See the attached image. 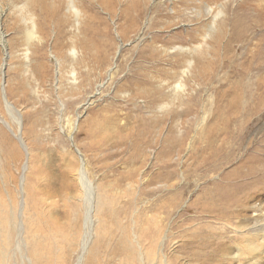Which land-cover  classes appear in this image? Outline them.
Wrapping results in <instances>:
<instances>
[{"label":"rangeland","instance_id":"obj_1","mask_svg":"<svg viewBox=\"0 0 264 264\" xmlns=\"http://www.w3.org/2000/svg\"><path fill=\"white\" fill-rule=\"evenodd\" d=\"M172 1L150 0L148 11L153 10L155 16L157 7L155 11L170 14L176 10ZM111 2L119 10V0H102L95 5L101 18L96 23L99 33L89 37L92 46L80 47L76 39L81 35L80 25L74 24L65 1L61 4L65 16L54 19L50 14L58 6L56 0H0V211L8 216L23 195L26 197V234L35 232L37 242L44 246L32 264H88L89 248L94 250L95 264H122L120 225L130 226L136 219L147 224V234L155 229L150 215L167 232L164 252L173 258L172 264H264V245L259 252L233 255L236 243L241 242L239 236H243L240 231L254 223L264 225V188L237 192L232 205L224 210L220 204L226 189L216 186L224 175L220 171L202 172V158L209 150L200 149L197 142L190 147L194 136L202 135V128L209 133L217 128L221 120L207 115H212L214 106H227V91L237 85L243 69L247 78L242 92L253 104L247 106L244 117L236 113L239 121L245 118L244 138L225 170L235 168L244 151L254 157L241 170H251L254 159L264 160V151L256 153L264 149V0H191L169 20L168 30L146 31L147 14L138 33L126 37L118 29L117 18L103 10ZM206 4L213 12L223 10L211 32V16L203 9ZM249 15V30L239 32L226 50L223 46L235 30L231 20L233 24L244 17L249 21ZM222 19L224 26L228 23L226 36L223 46L218 43L216 47L212 39ZM32 26L36 32L33 37ZM188 29L192 31L190 38L173 45L186 50L162 51L153 59V55L141 53L153 35L161 33L169 40L175 32L184 35ZM205 34L211 39H203ZM74 45L79 52L73 58L69 50ZM194 50L208 51L207 61L200 66L203 79L196 74L191 80L185 78V92L172 103L171 87L180 78L178 74L170 84L150 89L144 94L145 103L138 104L142 103L141 95L127 75L148 76L157 67L171 80L166 67L184 52ZM206 63L213 68H207ZM218 93L224 95L221 103L217 102ZM191 101L198 104L193 124L190 117L179 113ZM157 102H163L165 108H155ZM173 112L189 133L182 152L168 154L169 162L179 161L170 167L175 171L168 177L156 173L153 155L162 147L168 150L175 140L176 130L170 131ZM239 121L229 120L228 128L236 132ZM140 165L142 176L154 178L152 181L136 182ZM89 178L93 184L88 188ZM92 190L101 196L97 223L92 216L85 222L83 200L90 198ZM83 241L86 251L82 257ZM140 242L147 247L148 241ZM12 245L7 253L10 264L33 260L29 251V260L21 261L19 254L10 250Z\"/></svg>","mask_w":264,"mask_h":264},{"label":"bare ground","instance_id":"obj_2","mask_svg":"<svg viewBox=\"0 0 264 264\" xmlns=\"http://www.w3.org/2000/svg\"><path fill=\"white\" fill-rule=\"evenodd\" d=\"M64 1H65V9L73 18L74 24L80 25L79 33L81 35L80 36L78 34L76 35L78 44L80 45V47L92 46L90 38L97 36L96 33L98 34L99 30H97L96 23L101 22V18L96 14L94 7L96 4L101 3L102 0H56L58 6L55 9H53L50 14L52 18L55 19V16H56L57 18L60 19V16L64 15L61 12V4H63ZM149 1L150 0H124L122 3H120L121 1L119 0V2H117V4L120 3L119 5H121L119 10H117V8L116 9L113 8V5L115 2L114 3L111 2L110 6L103 8V10L105 13L107 12L108 14L115 16L117 18V21L119 23L118 29L119 31L122 32L121 34L126 37L128 33L130 34L138 33L139 29H141L140 24L142 22V19L147 14H148V17L146 20V24L144 25L146 31H152L153 29H157L158 30L157 32L168 30L169 27L171 26V24L169 23V20L173 19L174 17L178 15L177 11H179V8H181V10L183 8H186L187 7L186 2L190 3L191 0H184L182 4H181L182 0H173L172 5L174 6L176 10L166 15L160 10L155 11L156 9H158L156 7L154 9L155 16L153 15V10L150 9V11H148L147 2ZM202 1L203 0H200V2ZM163 3L165 4V1ZM152 8L154 7L152 6ZM203 9L206 12V14H210L211 16L212 23L208 26V30L211 32L213 31L215 24L217 23L216 22L217 18L223 15V10L216 8L215 11L213 12L211 11L212 10L211 7L207 4L203 7ZM235 9H238V8H235ZM151 11H152V14H151ZM235 12L238 13V10L234 11L233 13ZM164 16L166 17L168 21L165 20ZM154 18L155 20L153 21ZM233 21L234 19L231 20L230 26L233 25V29L235 30L230 40L226 42V46L225 45L223 46L222 41H224V37L226 36V30H227L228 23L224 26L223 19L219 23V30H218L217 35L212 39V45L215 44V46L217 47L219 43L220 46H223L226 50H228L229 43L232 41H236L234 39L237 37L239 32H243V31L246 32L247 30H249L252 19L250 18V15H249V21H247L246 17H244V21L240 20L239 22H236L235 24H233ZM62 23H63L62 20H60V24ZM31 24L34 25L33 22ZM191 32L192 31L188 29L185 32V34L182 35L179 31H177L175 32L176 35H174L173 39H169V40L163 39V34L161 33L155 34L153 35L151 40L146 42V44L142 47L141 53L151 54L153 55L151 59H153L156 57V55L158 56L159 54H161L162 51L170 53L171 51L175 49L177 51H182L183 49L186 50V47L179 46V45H178L179 47H174L173 45L179 41L188 40L190 38ZM34 34H36V32H35L34 26H32L31 31H30V36L33 37ZM203 37H204L203 39H206V40L211 39L209 34H205ZM145 47L147 48V51L150 49L152 50L147 52L144 49ZM97 49L99 50V53H101L100 45L98 46ZM156 50H158V53L155 52ZM78 52H79L78 47H75V45L71 47L69 50V53L73 58L78 54ZM207 52L208 51H202V50L199 52H196L195 50L194 52L192 51L184 52V54L181 56L179 60L175 61L174 63H171L169 67H166V68H170L167 71V73L171 74V77H172L171 80L166 78L164 74L160 73L161 69H158L157 67L153 69V73H151L148 76H144L141 73H140L141 76L137 73H132L130 75H127V77L131 79V81L135 84L137 88L136 92L141 95L139 99L140 98L142 99V103H138V104L145 103L144 94L148 92L150 89L157 87V86H161V85H168L172 82V80L178 74H181L180 78L176 80L174 85L171 87V89L174 91V94L172 95V103H175L176 99L178 98V95L180 93L182 94L185 92V86H186V83L184 82L185 78H188L189 80H191L193 75L196 74L198 78L203 79L200 66L203 65L205 61H207L206 59ZM82 54L84 55L85 58H89L87 54L85 53H82ZM83 62L85 63V61ZM131 63L133 65L134 60ZM135 64H136V61H135ZM173 66L175 67L171 68ZM205 66L207 68H213V66L210 65L209 63H206ZM244 72L245 71L241 69L240 77L236 79L237 85H235L234 88L231 89V91H227L228 94L227 96H225V98L227 99V102H226L227 106L226 107L214 106V109L211 112L212 115L211 114L207 115V117H209L211 120L212 118L221 120L219 124L216 125L217 128L213 129L214 131L213 132L211 131L210 133L208 131L209 129L205 127L202 128L201 130L202 135L197 134L192 139V142H190L191 148L197 142L201 146L200 149L204 151L209 150V152H207V155L202 158V161H203V165L201 166L202 172H206L208 174L210 172L220 171L221 172L220 175H224L222 176V178L220 177L216 182L217 187H222L226 189V193L222 194L223 202L221 204L219 203L221 206H223L224 210H226V208L229 209V207L232 205L231 203H233V201L235 200L234 197L237 195V192L244 193L246 190L252 191L260 187L264 188V171H263L264 167H262L264 165V160H262L263 158L254 159L255 165L253 166L251 170L250 169H248L247 171L241 170V166H243V164H246L249 161V159L252 160V158L254 157L253 154L248 155L244 151L243 157L239 158L238 161L236 160L235 164L237 165H234L235 168L225 170V165L229 163L230 160L232 159L234 149L235 150L240 149L239 147L241 143H243L244 130H245V123H244L245 118H242L239 121L240 116L244 117L246 113L245 114L243 113L246 112L247 106L253 104L251 102H247L245 94L242 92V87H243L242 82L247 78L246 73ZM71 75L73 78H75L76 74L72 72ZM218 96L219 98L217 99V102L221 103L222 101H224V95L222 96L220 93H218ZM197 106H198L197 101L188 102L185 107H182L181 109H179V113L190 117L192 120V124H193L197 117V112H198ZM155 108L161 111L162 109L165 108L164 103L157 102ZM236 113H240V116H237ZM177 114H178L177 112H173V114L171 115V124H170V131H174V129L176 130L175 140L171 141L172 145L168 147V150H165L162 147L157 152H155V154L153 155V158L156 159L157 161L156 162L157 165L154 166L155 170L158 169L156 173L157 174L166 173L168 177L173 176L174 171H175L174 169H170V167L176 162H179L177 161V159L174 161V163L169 162L168 154H170L172 150H174L177 154H180L183 150L184 141L185 139H187L188 133H189L188 129H185L183 126H181L180 119H176V118H179ZM158 117H160V115ZM162 118L163 117L159 119V122L161 124L163 123ZM232 119H236L237 121H239L237 123L238 126H237L236 132L232 128H228V125L230 123L229 120H232ZM198 125L199 124H197V126ZM166 142H169V141H166ZM175 144H178V145L176 146ZM263 151L264 149L261 151L256 150V153H263ZM238 168L240 171L234 172ZM81 175L83 177L84 173ZM142 175H143V169L140 165L138 166L136 182H139V181L144 182L148 180H149L148 182H150L154 179V178L147 179L146 177ZM127 181H128L127 185H130L131 184L130 180L127 179ZM86 184L88 188H89V185L93 184L91 178L86 179ZM23 201L26 202V197L24 195L21 201L18 202V206H15V209L12 208L11 214H8V216L4 215L0 211V264H10L7 253H8L9 247L12 244L13 245L10 248V250L19 254L21 261H23L24 258L29 260L26 255H28V252L30 251L31 255L33 256V260L30 261L29 264H32V262H37L38 254L44 251V246L41 243L39 244L37 242V234L35 232H32L30 235L26 234L25 228L29 220L26 216V207ZM83 201H84L85 210H86L85 222L87 220H90L92 216L95 223H97L98 222V218L96 217L97 208L101 201V196L98 193L96 194V192L92 190V194L90 198L89 199L86 198ZM177 204L178 203H176V206ZM160 208H162V206H160ZM151 216L152 215H150V222L153 223V225L151 224V226L155 225L154 226L155 229L149 231V233L147 234L145 230V227L147 226V224L145 226L143 223H139L138 220L136 219H132L130 226L120 225L119 227L120 236H121L120 250H121V254H123L122 264H172L173 258L169 257L166 254V252H164V245L167 239V232L161 229V226L158 227L156 223L157 221H155V219H152ZM154 218H156L155 215H154ZM14 223L15 225L13 227ZM90 224H91V221H90ZM245 227L247 228V226ZM209 228H213V227H209ZM236 229H233V232ZM238 230L239 229H237L236 232ZM240 232L243 233V236H241L242 234L239 236L240 238L239 240H241V242L236 243V252L233 254L234 257L235 256L238 257L239 254H243V255L248 254L251 251L256 252L257 250H259L260 246L264 245V241L262 239L264 238V225H259V224L254 223L253 225L249 226L246 230H242ZM45 237L49 238L48 235H45ZM49 239H51V237ZM141 239H143L144 241H148L147 247H145L143 243H141L142 241L140 242ZM243 247H246L245 251L242 250ZM85 251H86V243L83 241L81 250H80V253H82V257L85 254ZM87 251L91 254V256L88 254L86 258L87 263L95 264L93 262L94 261V258H93L94 250L92 248H89ZM206 258L204 260H206Z\"/></svg>","mask_w":264,"mask_h":264}]
</instances>
